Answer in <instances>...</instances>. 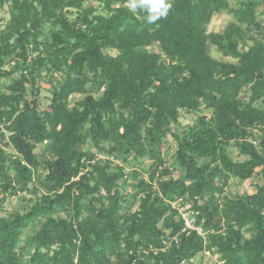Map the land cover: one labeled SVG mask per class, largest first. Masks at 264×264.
I'll return each instance as SVG.
<instances>
[{"label": "trees", "instance_id": "trees-1", "mask_svg": "<svg viewBox=\"0 0 264 264\" xmlns=\"http://www.w3.org/2000/svg\"><path fill=\"white\" fill-rule=\"evenodd\" d=\"M0 1L12 5L0 32V81H11L0 95V126L15 152L0 145V193L28 191L41 166L49 192L0 221V264H191L207 252L222 264H264V0H237L236 8L165 0L167 14L153 23L131 0H95L99 15L89 0ZM69 8L81 11L80 21L68 19ZM225 11L233 22L208 33ZM48 23L58 30L40 41ZM210 45L233 61L215 59ZM16 51V66L3 70ZM43 74L54 86L46 107ZM75 94L85 97L71 104ZM183 111L197 123L173 131ZM168 136L177 177L160 156ZM232 145L245 160H233ZM147 156L155 159L150 178L135 183L123 164ZM256 177L263 183L255 193L225 196L231 180ZM176 201L189 205L200 231L187 227Z\"/></svg>", "mask_w": 264, "mask_h": 264}, {"label": "rangeland", "instance_id": "rangeland-1", "mask_svg": "<svg viewBox=\"0 0 264 264\" xmlns=\"http://www.w3.org/2000/svg\"><path fill=\"white\" fill-rule=\"evenodd\" d=\"M231 3L232 8H236L238 6L237 0H229ZM11 2L6 1H0V32L7 31V25L11 18ZM91 6L94 11L95 15L104 14V7L103 5L99 4L95 0H89L85 7ZM65 15L68 17V19L72 22L80 21V15L81 11L78 9H67L65 10ZM263 21L264 26V17L261 18ZM233 22V15L230 12H221L216 14L212 20L211 23L208 25V33L212 34H221L223 33L227 27ZM58 30V27L54 26L52 23H48L44 25L42 28V36L39 38L40 41H47L51 38V34L53 32H56ZM11 35V34H10ZM16 36L13 35L9 40V45L11 49H13L14 46V40ZM250 40H246V46L251 45ZM243 46V45H241ZM32 47V46H30ZM152 50L154 53H159V48L157 46H152L148 48ZM19 51H16L13 55L10 56V58H6L5 64L3 66V70L9 71L12 68L16 66V53ZM107 53L109 55L115 56L117 55V51H111L108 50ZM210 53L211 55L217 59V60H223V61H233L231 58H227L224 55H222L220 52L217 51L216 47L213 45H210ZM34 54L31 52V57H33ZM20 72L15 73V77H19ZM57 78L59 79V75H57ZM11 81L10 79H4L0 81V95L1 94H9L8 87L10 85ZM37 86L40 89V104L43 107H46L50 105L53 97V91L54 86L49 81L48 77L43 74L41 78L37 79ZM102 94V92H99L97 94H94L95 97H98ZM31 95L30 89H28L27 97ZM85 95L82 94H75L73 95L71 104H74L77 101H81ZM242 98L245 101H248L250 98V92L244 91L242 93ZM209 111L207 109H203L201 114H208ZM198 115L191 112H182V117L180 120V124L177 126H173L172 130L176 132H182V130L186 129L187 127H193L197 123ZM1 132H0V145L3 146L5 151H7L10 154H15V152L12 149V146L9 145V134L0 126ZM258 134V132H257ZM2 135H5V138L2 139ZM8 144V146H5V144ZM44 146H41L38 153L39 156L45 155L44 152ZM177 149L176 141L171 137L168 136L166 140L164 141V144L162 146V150H160L161 158L163 159V167L165 169L174 170L173 174L177 177L180 173L179 169L176 165V159H175V153ZM231 149V155L234 161L240 162L245 160L244 156H240L237 149L234 145L230 147ZM49 154L46 155L48 157ZM99 159H111V161L114 164H118L119 161L114 158H109L107 156H104L103 154L98 155ZM121 163V162H120ZM155 163V159H153L151 156H147L146 158H140L135 159L133 157L130 158V162L123 164L126 167V171L128 174V177L134 181L135 183L140 178H144L146 180H149L150 174L152 172L151 165ZM177 168V170H176ZM141 170L142 172L136 171ZM144 171V172H143ZM47 174L46 169L44 166H41L38 170L35 171L34 174V182L33 185L29 186V190L25 192L19 193L17 196L10 197V196H4V194L0 193V221L3 219H8L11 216H13L15 213H27L31 207L38 201L44 194H48V189L45 184V175ZM132 176V178H131ZM263 183L261 181V178L256 177L254 179L241 182L239 180H231L229 182L228 187L225 190V196L228 197H234L236 195H243V194H253L256 192V186ZM34 189H37V192H34ZM173 206L178 208L180 212L183 214L185 212H188L189 205H186L184 207L180 206V202L176 201L173 202ZM60 216L67 217L66 214L61 213ZM191 217V216H190ZM192 219V217H191ZM44 221V219H41ZM40 228V223L37 222L36 226H34L32 229L28 230L27 234L31 235L35 233ZM251 234L246 233V237L249 238ZM191 264H222L219 260V256L214 255L213 253L207 252L200 256H198Z\"/></svg>", "mask_w": 264, "mask_h": 264}, {"label": "clouds", "instance_id": "clouds-1", "mask_svg": "<svg viewBox=\"0 0 264 264\" xmlns=\"http://www.w3.org/2000/svg\"><path fill=\"white\" fill-rule=\"evenodd\" d=\"M170 6L165 0H131V7L133 9L140 7L149 12L147 17L149 23H153L158 18L165 16Z\"/></svg>", "mask_w": 264, "mask_h": 264}, {"label": "built area", "instance_id": "built-area-1", "mask_svg": "<svg viewBox=\"0 0 264 264\" xmlns=\"http://www.w3.org/2000/svg\"><path fill=\"white\" fill-rule=\"evenodd\" d=\"M184 220L186 221L187 227L190 229H198L194 226V220L191 219L190 217V213L189 212H185L182 214ZM200 231V229H198Z\"/></svg>", "mask_w": 264, "mask_h": 264}]
</instances>
